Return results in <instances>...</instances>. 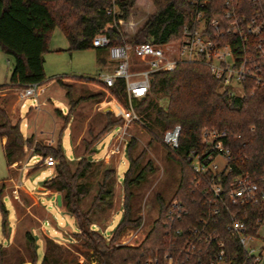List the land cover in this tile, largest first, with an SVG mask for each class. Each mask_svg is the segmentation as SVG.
I'll return each mask as SVG.
<instances>
[{
	"label": "trees",
	"instance_id": "16d2710c",
	"mask_svg": "<svg viewBox=\"0 0 264 264\" xmlns=\"http://www.w3.org/2000/svg\"><path fill=\"white\" fill-rule=\"evenodd\" d=\"M190 1L150 0L154 7L153 13L130 39H125L117 21L127 19L128 9L134 0H0V50L13 59L9 83L0 85V92L29 83H39L40 86L46 84L43 55L48 50V41L54 28H58L66 38L68 52L96 49L101 56L106 49L92 46V40L98 34H104L109 45L123 42L162 45L181 38L182 27L191 20ZM220 4L222 0L210 1L208 18L214 15L212 8L217 5L220 7ZM113 7L115 13H107ZM260 75L264 80V63ZM57 83L64 89L68 99V115L85 97L74 100L72 85L63 80H57ZM242 87L241 95H233L227 89L221 90L220 82L201 62H183L171 70L152 74L148 93L135 103L134 111L144 122L146 130L156 138L176 125L180 127L178 148L167 152L168 157L177 163L179 176L168 202L161 195H156V219L144 241L136 247L114 243L123 230L140 225L138 205L133 203L136 196L134 190L153 170L149 160L143 163V154L132 156V140L127 144L128 166L121 183L124 193L121 219L108 239L94 228L96 221L93 215L104 212L112 205L115 169L108 163L94 164L87 156L94 139L109 127L117 125L121 118H112L109 112L105 114L104 127L92 141L85 143L84 153L79 154L74 149V162L65 157L60 138L55 146L34 145L33 154L42 159L51 156L57 162L54 175L43 181L42 187L60 194L63 210L75 221L77 232L74 236L83 247L92 250L95 264H144L150 258L162 264L161 256L168 238L163 222L166 221L169 202L173 199L183 201L191 214L185 220L187 222L194 223L198 214V209L191 205L195 194L189 187L193 177L189 154L200 148L199 133L203 127L226 129L239 135L233 142L236 159L246 158L243 166L247 169L264 170V85L256 86L247 80L242 83ZM107 90L118 102L123 103L125 91L122 80H116ZM100 95L92 94L86 98H98ZM57 112L61 114L60 110ZM67 115L63 117L64 120H67ZM19 123V120L11 121L8 112L0 106V138L5 137L2 151L8 169L12 163L20 161L24 148L30 147L33 142L32 135L26 138L22 136ZM99 172L100 180L95 184V194L89 206L83 209L82 202L93 188L89 177ZM0 207L3 229L6 209L2 203ZM180 225L176 224L177 227ZM25 236L33 253V264L36 260V240L29 232ZM225 239L229 240L228 236ZM55 249L59 250V246L45 237L40 264H53L56 260ZM3 250L4 247L0 246V260ZM74 264H91V261Z\"/></svg>",
	"mask_w": 264,
	"mask_h": 264
},
{
	"label": "rangeland",
	"instance_id": "374dc122",
	"mask_svg": "<svg viewBox=\"0 0 264 264\" xmlns=\"http://www.w3.org/2000/svg\"><path fill=\"white\" fill-rule=\"evenodd\" d=\"M113 10L115 12L114 7ZM128 11L127 19L117 21L125 39H130L140 29L153 13L154 7L150 0H134ZM67 48L66 38L58 28H54L48 41V50L43 55L46 84L42 86L44 91L42 90L38 100V109L34 107L32 99L24 100V106L20 107L21 102L15 89L8 88L0 96V106L8 112L11 121H20L19 128L24 138L28 137L30 130L41 131L32 134L31 146L24 148L20 161L12 163L10 169L4 160L0 142V205L2 203L6 209L3 229L0 223V246L4 247L0 264H31L33 253L25 236L27 232L36 240V260L33 264L41 263L44 238H50L48 235L54 237L50 239L59 246V250L55 249L56 260L53 264L86 263L88 260L95 264L92 250L83 247L80 240L74 236L77 228L73 217L66 213L61 205H56L54 195L36 192L42 187V182L55 173L54 166L34 164L41 161L39 156L34 155V158L30 156L36 143L55 146L60 138L65 157L74 162L76 155L73 144L77 153L83 154L85 143L92 141L104 127L105 114L109 112L112 118H121L117 125L109 127L96 140L94 139L87 156L94 164L108 163L115 169L112 205L104 212L93 215L96 221L94 228L101 231L104 237L109 238L121 219L124 195L121 183L128 166L127 144L130 140L134 141L132 156L143 154V163L149 160L153 170L148 172L145 181L134 190L136 196L133 203L138 205L140 225L137 228L123 230L115 238V245L128 247L140 245L156 219V195H161L168 202L178 183V165L167 155L168 149L162 143L163 133L158 138L152 136L137 112L135 113L141 123L126 122L122 119L117 113L125 108V101L118 102L107 89L96 82L100 74H110L115 67V64L107 59V54L99 56L94 49L68 52ZM12 63V57L0 51V85L9 83ZM57 80L72 85L74 100L85 97L68 115L69 102ZM220 89L225 88L221 86ZM98 93L101 94L98 98H86L88 95ZM55 109L60 110L63 116L67 115V120L57 116L54 113ZM49 140H52V144ZM56 164L55 161L54 165ZM89 180L93 188L82 202L83 209L89 206L95 194V184L100 180V172L90 176ZM38 192H42V189ZM259 237H264V221L259 229ZM260 243V240H256L252 245ZM154 259L150 258L147 262Z\"/></svg>",
	"mask_w": 264,
	"mask_h": 264
},
{
	"label": "built area",
	"instance_id": "2783aa9c",
	"mask_svg": "<svg viewBox=\"0 0 264 264\" xmlns=\"http://www.w3.org/2000/svg\"><path fill=\"white\" fill-rule=\"evenodd\" d=\"M210 1H190L191 20L174 42L109 45L104 34L93 38L92 46L105 48L107 59L115 64L112 73L100 74L96 82L107 89L116 80L123 81L125 108L117 114L126 122L141 123L134 105L148 93L152 74L171 70L179 63H203L233 95L242 94V83L247 80L264 85L260 75L264 63V0H222L208 18ZM107 13L115 12L109 9ZM15 90L20 107L24 100L32 99L38 109L43 90L39 83ZM179 134L178 125L163 132L166 149L178 148ZM238 138L226 129L200 130V148L189 154L193 173L189 187L195 194L191 205L198 214L194 223L187 222L191 214L183 201L169 202L163 222L168 238L162 264H264V237H259L264 221V170L247 169L243 166L246 158L236 159L233 142ZM33 153L34 146L30 155L34 158ZM34 164L53 167L55 161L45 157ZM256 240L261 243L253 246ZM145 264H157V259Z\"/></svg>",
	"mask_w": 264,
	"mask_h": 264
},
{
	"label": "crops",
	"instance_id": "0c3cea01",
	"mask_svg": "<svg viewBox=\"0 0 264 264\" xmlns=\"http://www.w3.org/2000/svg\"><path fill=\"white\" fill-rule=\"evenodd\" d=\"M94 50H96V49H94ZM0 51H1V50H0ZM96 53H97V54H100V53H99V50H96ZM102 54L106 55V52H105V53H102ZM102 54H101V55H102ZM44 86H45V85H44ZM43 88H44V87H43ZM43 91H44V89H43ZM3 93H5V92H4V91L0 92V96L3 95ZM41 95H42V94H41ZM41 95H40V96H41ZM39 98H40V97H39ZM47 101H49V99H48ZM115 103H116V102H115ZM55 110H56V111H55ZM55 110H54V113H56V115L59 116V117L62 119V117H64V116L62 115V113H61V115H59L60 113L57 112V109H55ZM60 112H61V111H60ZM57 113H58V114H57ZM56 123H57V122H56ZM38 132H41V131H38ZM38 132H37L36 130H30L29 133H28V136H30V135H32V134H35V133H38ZM4 141H5V137H1V138H0L1 147H2V145H3V143H4ZM60 141H61V139H60ZM74 149H75V145L73 144V150H74ZM74 153H75V151H74ZM4 160H5V159H4ZM53 175H54V174H52L51 177H52ZM51 177H50V178H51ZM39 189H42V192H38ZM39 189H37V191H36L37 193H41L42 195H54V196H56L55 193H53V192H51V191H48V190H46V189L43 188V187H40ZM53 232L56 233V230H54ZM48 236H49L50 238H53V239H54V237H51L50 235H48Z\"/></svg>",
	"mask_w": 264,
	"mask_h": 264
},
{
	"label": "water",
	"instance_id": "95a60500",
	"mask_svg": "<svg viewBox=\"0 0 264 264\" xmlns=\"http://www.w3.org/2000/svg\"><path fill=\"white\" fill-rule=\"evenodd\" d=\"M55 202L57 206L61 205V196L59 194L55 196Z\"/></svg>",
	"mask_w": 264,
	"mask_h": 264
}]
</instances>
